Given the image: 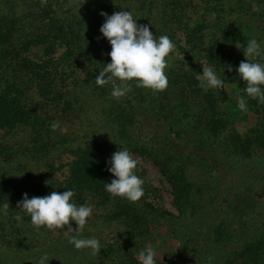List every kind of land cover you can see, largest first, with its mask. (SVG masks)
<instances>
[{
	"label": "trees",
	"instance_id": "1",
	"mask_svg": "<svg viewBox=\"0 0 264 264\" xmlns=\"http://www.w3.org/2000/svg\"><path fill=\"white\" fill-rule=\"evenodd\" d=\"M84 2L0 0V131L9 134L29 129L31 146L24 152L48 156L72 141L68 136L48 138L50 120L65 114L78 115L85 105L96 104L115 141L110 145L90 139L86 146L71 150L63 147L72 156L69 163L55 166L49 162L25 184L19 182L24 175L20 176L15 165L0 164L2 252L14 251L38 259L37 252L46 250L48 264H140L137 257L141 250L152 247L157 253L149 242L155 230L164 226L167 230L162 239L172 244V250L164 251L162 261L156 264H264V217L252 216L257 224L250 225L244 217L253 214L248 210L252 208L251 197L238 194L222 199L212 175L218 170L217 152L225 159L264 158V104L247 96L246 82L237 71L239 64L246 62L243 47L250 40L244 35L245 22L253 17L256 22L264 16V0ZM122 10L131 11L137 23L149 26L157 38L169 36L178 54L191 55L212 67L234 88L236 97L222 89L204 91L193 71H181L177 62L168 57L166 91L154 93L133 80L131 91L119 100L112 98V83L101 87L95 82L99 70L111 62V45L100 32L105 22L100 13L110 16ZM259 40L264 49V39ZM240 44L241 53L235 54ZM256 60L264 63L259 57ZM240 96L246 100V111L238 108ZM143 103L150 104L157 119L162 118L177 138H184L190 131L198 132L202 138L182 144L167 138L154 145L140 141L131 127L136 109ZM42 106L49 107V112L53 109L55 115L60 112V116L44 115ZM240 115L244 119L257 118L254 126L243 133L236 124ZM183 119L187 120L185 124ZM173 121L182 129L190 124L191 129L177 132ZM212 137L216 138L215 150L209 141ZM120 148L153 163L171 188L178 216H166L161 208L145 200L146 194L144 200L133 203L105 190V184L116 178L108 171V161ZM65 167L67 175L59 180L56 175ZM140 169L139 165L137 175ZM66 190L75 192L73 202L77 205L101 208V214L89 218L88 228L113 226L111 242L100 241L98 255H93L91 249H75L69 235L66 239H49L51 230H37L30 216L17 208L25 193L31 199ZM4 203H9L6 215ZM17 214L22 217L20 221L15 218ZM71 225L77 227L74 221ZM85 232H90L87 227L81 238H90Z\"/></svg>",
	"mask_w": 264,
	"mask_h": 264
},
{
	"label": "rangeland",
	"instance_id": "2",
	"mask_svg": "<svg viewBox=\"0 0 264 264\" xmlns=\"http://www.w3.org/2000/svg\"><path fill=\"white\" fill-rule=\"evenodd\" d=\"M208 18H211L208 15ZM255 17H253L248 22H245L244 25V35L247 39H264V16L259 19V21L255 22ZM209 39V38H208ZM258 43H262L261 40ZM247 45V44H246ZM243 45L241 44L236 47L234 53H241ZM245 48V46L243 47ZM169 58L177 62L180 70L182 71H193L198 79V76L203 73V65L201 62H197L195 57H191V55L186 56L185 54H178L175 52ZM205 66V65H204ZM207 67V66H206ZM167 72V70H166ZM199 83L200 80L198 79ZM217 92L220 90L215 89ZM226 94L230 97H236L234 94V88L225 83L224 89H222ZM93 105V106H92ZM84 110L74 116H69V114H65L62 118H58L54 121H57L60 125V128L55 131L50 128V133L48 138L52 140H56L57 136H68L72 139L71 142L66 144L65 146L59 147L52 152V154L48 156H40V155H30L24 152V149L30 147V130L29 129H18L12 133H6L4 131H0V164L10 163L12 167L16 166V169L21 171L18 175L23 176L24 178H19V182L23 184L31 181L34 177L44 169V166L49 162H54L55 166L60 164H67L71 161L72 156L69 151L64 152L63 147H68L70 150L75 149L79 146H86L91 139L100 140L101 143L110 145L115 144L113 138L112 129L105 124L104 116L101 115L98 110V105L96 104H88L85 105ZM43 107V106H42ZM49 107H44L41 109V112L44 115L50 116H60V112L58 115L54 114V110L52 109L50 112L48 111ZM196 110V109H195ZM192 113H194V111ZM244 115H240L238 117L237 127L240 129V132H245L252 126H254L257 118L255 116H249L247 119H244ZM135 122L132 125L133 135L136 138H140V141L146 142L149 145H154V143L161 142L164 138H167L168 141L175 142L177 144H182L185 141L192 142L194 139L200 138V134L198 132H188L184 138L181 139V136L177 138L175 134L169 129L167 123H164V120L161 118L157 119L154 112L150 109V104L143 103L141 106L137 107ZM53 122V120H50ZM175 121V120H174ZM173 121V122H174ZM182 123H186L187 120L183 119ZM177 122V121H176ZM174 122V130L184 132L189 131L190 124L186 125V128L182 129V125ZM177 131V132H178ZM195 133V136L193 135ZM206 136V134H205ZM194 138V139H193ZM202 138V137H201ZM47 139V137H46ZM214 143L213 149L217 146L216 138L212 137L209 140ZM157 144H155L156 146ZM215 150V149H214ZM216 155L218 158V170L212 173L213 177H215L214 187L218 192V196L222 199H230L234 195H248L251 197V209L248 210L253 211L251 217H244V219L253 226H256V219L252 216H263L264 217V158L259 157H251L248 159L241 158H231L225 159L223 155L219 152ZM12 154V155H11ZM219 155V156H218ZM135 156V155H133ZM140 161V178L143 179V190L144 195L146 194L148 202H151L155 208H161L166 216L169 214L173 216H178V212L174 207L172 201L173 197L171 195V188L168 183L161 176L160 172L153 165L150 160L143 159L141 157H136ZM219 171V172H218ZM67 175V167L63 168L59 173H57L56 178L59 180L63 179ZM19 176V177H20ZM196 177V176H195ZM144 200V196L140 199ZM224 203V202H223ZM93 216L95 214H101V208L96 209L93 205ZM224 204H222V207ZM162 214V213H160ZM160 214L156 215L159 216ZM246 216V215H243ZM91 217V218H92ZM73 229L76 227L72 226ZM90 232H85L88 237H95L99 241H109L113 237V226H95L89 227L88 223L84 228H86ZM167 230V227L161 226L157 228L154 232V236L149 242V246L151 244L156 247L158 250L156 253V261L160 262L163 252L172 250V244L169 242L165 244L162 239V235ZM63 231H67V226L62 230L51 231L48 235V238L54 236V239L65 237L66 235ZM50 242V241H49ZM46 244H49L48 241ZM155 250V249H154ZM47 253L46 250H40L37 252V258H32L29 254H17L12 251L2 252L0 249V264H38L39 259L43 254ZM181 264V263H180Z\"/></svg>",
	"mask_w": 264,
	"mask_h": 264
},
{
	"label": "clouds",
	"instance_id": "3",
	"mask_svg": "<svg viewBox=\"0 0 264 264\" xmlns=\"http://www.w3.org/2000/svg\"><path fill=\"white\" fill-rule=\"evenodd\" d=\"M42 3H46V0H42ZM100 15L105 17L100 32L111 45L108 53L111 62L99 70V75L95 78L96 84L103 87L112 83L111 97L117 100L131 91L130 82L133 80L137 82V86L151 89L154 93L166 91L169 85L166 70L170 67L167 58L176 51V45L170 37L161 35L157 38L149 26L138 24V19L128 10L117 11L110 16L101 12ZM243 54L246 62L242 61L237 71L246 82L244 92L248 97L264 104V63L256 60L258 57L264 59V49L253 38L243 48ZM227 67L232 71L231 66ZM198 79L199 86L204 91L221 90L225 87L224 80L212 67L203 65V73ZM117 80L119 84L116 83ZM237 105L240 110H247L243 96L238 98ZM51 128L55 131L60 125L53 121ZM108 163L111 165L108 171L116 178L105 184V190L114 197L138 202L144 196V181L136 174L140 161L127 148H120L112 154ZM74 195L73 190L62 193L52 191L49 195L29 199L25 193L17 208L30 216L31 224L37 230L46 227L48 230L57 231L67 226V231L63 232L69 235V243L75 249H91L93 255H98L102 249L100 241L95 237L81 238L84 227L93 215V207L89 204L77 205L73 202ZM2 208L6 215L9 203H4ZM15 218L17 221L22 219L19 214ZM72 221L77 225L75 229L71 227ZM155 257L154 249L147 247L138 253L137 258L140 264H156ZM49 260V255L45 253L38 264H48Z\"/></svg>",
	"mask_w": 264,
	"mask_h": 264
}]
</instances>
